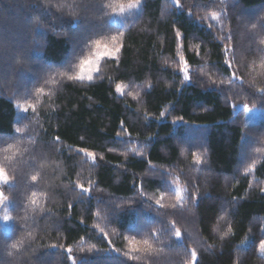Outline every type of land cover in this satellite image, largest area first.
<instances>
[{"label": "trees", "instance_id": "16d2710c", "mask_svg": "<svg viewBox=\"0 0 264 264\" xmlns=\"http://www.w3.org/2000/svg\"><path fill=\"white\" fill-rule=\"evenodd\" d=\"M132 1L0 0V264H264V0Z\"/></svg>", "mask_w": 264, "mask_h": 264}, {"label": "snow or ice", "instance_id": "6c2138e0", "mask_svg": "<svg viewBox=\"0 0 264 264\" xmlns=\"http://www.w3.org/2000/svg\"><path fill=\"white\" fill-rule=\"evenodd\" d=\"M140 3V0H135V4H129L128 7H135L137 4ZM120 8V10H123V5H119L118 6ZM113 11H115V8L113 9ZM253 27H255V25H253ZM177 37H179L181 35V33L179 31H177L176 33ZM264 42V41H262ZM101 49H103V51L101 52ZM120 51L119 48V38L117 36H112L111 37V45L103 43L101 40H96L95 41V51L94 54L81 60L80 64H79V68L80 71L75 75V76H69L68 79L69 80H83L85 78V72L87 71V79L91 80L92 79V75H91V71L93 70L90 66L93 65L94 63V57L98 58L99 56H105V57H111V56H115L116 54H118ZM184 72H187V69L184 68L182 69ZM117 91H121V86L117 85L116 86ZM39 91H43V89H40ZM264 91V90H261ZM58 139V138H57ZM87 155L92 156V153H87ZM37 179L36 176L32 177V180L35 181ZM0 180H3L5 183L8 182V177L7 175L4 173L3 169H0ZM86 191V189H85ZM2 193H0V197H2ZM176 236H180V232L179 230L176 231ZM144 245H146L145 250L146 251H155V249L152 248V245L145 240ZM13 247H15V245H13ZM260 250L262 252H264V239H262L260 241L259 244ZM69 251H71L69 249ZM192 259L193 261H196L197 257H196V252L193 251L192 252Z\"/></svg>", "mask_w": 264, "mask_h": 264}, {"label": "rangeland", "instance_id": "374dc122", "mask_svg": "<svg viewBox=\"0 0 264 264\" xmlns=\"http://www.w3.org/2000/svg\"><path fill=\"white\" fill-rule=\"evenodd\" d=\"M173 3L177 4L175 0H171ZM129 4H135V1H132L126 5H123V10L121 11L120 8L114 13L111 15L110 17V20L113 22V23H118V20L117 19L119 16H121V14L127 12V11H132V10H136L138 9V7L140 6L141 4V0H140V3L137 4L135 7H128ZM103 51V49H101V52ZM105 56H99L98 58L94 57V63L93 65H91L90 67L93 69L91 71V74L93 72L96 71V68H97V64L99 62V60L101 58H103ZM111 57H114V56H111ZM87 71L85 72V78H87ZM239 109H243L244 111V122L246 124H253V123H256V122H259V121H264V109H259V108H250L246 105H236L234 107V112H236L237 110ZM2 182H4L3 180H0ZM173 189L174 190H177L178 188L173 186ZM0 223L2 225H4L5 227L7 226V223H8V218L6 216L5 213H3L1 216H0Z\"/></svg>", "mask_w": 264, "mask_h": 264}]
</instances>
